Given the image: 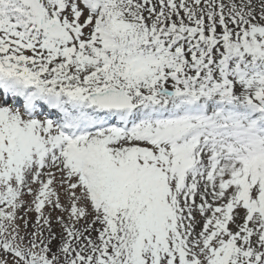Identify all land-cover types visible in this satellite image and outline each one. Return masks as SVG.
Masks as SVG:
<instances>
[{
	"label": "snow or ice",
	"instance_id": "6c2138e0",
	"mask_svg": "<svg viewBox=\"0 0 264 264\" xmlns=\"http://www.w3.org/2000/svg\"><path fill=\"white\" fill-rule=\"evenodd\" d=\"M0 264H264V0H0Z\"/></svg>",
	"mask_w": 264,
	"mask_h": 264
}]
</instances>
